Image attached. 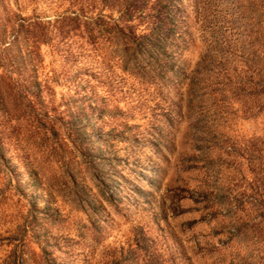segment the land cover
Returning a JSON list of instances; mask_svg holds the SVG:
<instances>
[{
	"label": "rangeland",
	"instance_id": "1",
	"mask_svg": "<svg viewBox=\"0 0 264 264\" xmlns=\"http://www.w3.org/2000/svg\"><path fill=\"white\" fill-rule=\"evenodd\" d=\"M0 264H264V0H0Z\"/></svg>",
	"mask_w": 264,
	"mask_h": 264
}]
</instances>
